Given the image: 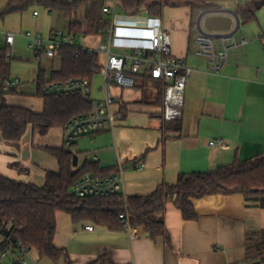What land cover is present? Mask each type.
I'll return each instance as SVG.
<instances>
[{
  "label": "crops",
  "instance_id": "crops-1",
  "mask_svg": "<svg viewBox=\"0 0 264 264\" xmlns=\"http://www.w3.org/2000/svg\"><path fill=\"white\" fill-rule=\"evenodd\" d=\"M255 1L210 0L212 7L229 10L228 5L236 3L235 12ZM7 4L8 1L1 0L0 11ZM166 9L167 19L165 22L160 19L172 37V54L192 69L185 91L183 118L175 122L163 120V107L157 103L158 91L152 82L145 84L143 79L136 89L114 87L113 109L119 114L114 128L82 137L67 148L63 141L65 127L52 128L45 136L29 129L19 146L7 144L0 132V175L43 187L47 172H59L58 161L46 149L65 148L78 156V167L90 162L105 171L123 170L125 197L148 196L162 184L175 185L181 174L206 173L236 160L249 161L261 156L264 153V7L255 8L254 20L241 21L237 38L247 39L249 44L230 50L220 75L212 71L207 59L195 55L191 9ZM29 11L15 13L21 16L16 19L10 15L0 17V50L8 48L13 60L33 54L40 61L44 55L42 48L31 49V41L25 37L30 32L23 31ZM42 11L48 16L52 14ZM40 15L35 10L31 16ZM9 34L15 36L13 45L7 43ZM99 61L103 72L104 58L99 56ZM12 73V80L19 84L14 86L17 94L6 96V104L42 113L44 100L37 94L39 72L33 74L31 82H23V73L16 70ZM90 84L91 99L101 100L102 88V97L95 98ZM148 88H152L151 96ZM123 103L127 107L125 113L120 106ZM177 124L181 127L179 132L173 129ZM213 141H223L224 146H210ZM142 163L145 168L139 170L137 165ZM193 204L196 220H185L176 206H167L165 223L171 246L163 238L153 241L137 228L111 231L90 221L74 223L63 212L57 213L54 244L67 250L73 264H90L104 255L116 264H245L247 234L264 232V198L213 195L194 200ZM88 226L94 230L88 231ZM31 256L32 264H66L64 259L58 263L41 259L36 250ZM0 264L13 263L5 260Z\"/></svg>",
  "mask_w": 264,
  "mask_h": 264
},
{
  "label": "trees",
  "instance_id": "trees-1",
  "mask_svg": "<svg viewBox=\"0 0 264 264\" xmlns=\"http://www.w3.org/2000/svg\"><path fill=\"white\" fill-rule=\"evenodd\" d=\"M1 1V0H0ZM0 17L25 13L39 8L50 13H60L69 21V33L75 37L101 34L107 21L103 14L105 0H7ZM120 8L127 14L146 11L161 18L167 7H188L192 15L196 10L211 8L210 0H119ZM240 20L247 23L255 19L254 3L239 7ZM53 60L59 67L50 72L40 69L38 96L44 100L42 113L11 107L6 104L7 95L17 94L11 85L12 60L8 48L0 50V132L7 144L19 146L29 129L42 136L52 128L65 127L75 117L92 111L93 103L77 95H45L48 82H66L83 79L92 82L101 73L98 55H91L79 44L63 45L56 49ZM152 82L158 91L157 103L163 107L165 87ZM126 112V104H121ZM167 129V126H165ZM181 130L180 125L173 127ZM59 165V172H47L43 187L14 181L0 175V231L12 241H21L35 249L41 259L58 263L64 259L73 264L68 252L54 244L57 233V213L69 215L74 223L90 221L111 231L123 230L126 226L139 229L153 241L163 238L171 246V237L165 223L167 206L173 204L185 220H196L198 215L193 201L213 195L240 194L246 198H264V153L249 161L236 160L231 165L206 173L181 174L175 185L162 184L148 196L114 194L105 198H80L74 186L86 175L110 176L116 171H105L97 163L87 162L74 166V153L65 148H47ZM126 215L120 219L119 215ZM17 264V263H15ZM90 264H116L108 255ZM245 264H264V232L250 231L247 234Z\"/></svg>",
  "mask_w": 264,
  "mask_h": 264
},
{
  "label": "built area",
  "instance_id": "built-area-1",
  "mask_svg": "<svg viewBox=\"0 0 264 264\" xmlns=\"http://www.w3.org/2000/svg\"><path fill=\"white\" fill-rule=\"evenodd\" d=\"M103 14L107 25L101 34L96 48L83 47L91 55L104 58L103 98L91 99V84L83 79H70L66 82H49L45 95H77L92 101V111L75 117L64 128L63 141L71 145L76 140L91 136L104 128H114L119 114L113 109L116 97L113 88L136 89L141 81L151 78L164 85L163 120L180 121L184 114V101L187 82L192 69L183 59L172 54V37L167 33L159 17L149 15L146 11L139 14H127L120 8L119 0H105ZM36 15L38 13H35ZM211 17H228L231 26L228 30H208L205 22ZM241 20L235 11L223 7H211L200 10L192 29L197 48L195 55L209 61L212 71L220 75L227 64L230 50L246 46L249 40L237 38ZM25 37L31 41V49L43 53L50 59L55 58V51L63 45L79 44L83 36L75 37L53 30L48 38L40 34L26 32ZM91 37V36H89ZM15 36L9 34L7 43L13 45ZM80 45V44H79ZM19 81H12L16 86ZM210 146H224L223 141H213ZM142 170L145 164H138ZM75 194L80 198H105L124 193L123 170L110 176L99 177L86 175L74 186ZM126 219V215H119ZM133 231L130 226H126ZM93 231V226L87 227ZM32 249L21 241H12L0 231V261L9 260L13 264H30L34 262Z\"/></svg>",
  "mask_w": 264,
  "mask_h": 264
},
{
  "label": "rangeland",
  "instance_id": "rangeland-1",
  "mask_svg": "<svg viewBox=\"0 0 264 264\" xmlns=\"http://www.w3.org/2000/svg\"><path fill=\"white\" fill-rule=\"evenodd\" d=\"M5 2L7 0H4ZM230 10H235L236 9V3L233 4H229L228 5ZM37 10L38 12L41 13L39 18H32V12ZM169 10L166 9L163 11L162 15H161V19L165 22V20L167 19V12ZM31 13V15L29 14ZM26 16L25 19V28L23 29V31H30L32 33L38 32L41 35H43L44 37H47L49 35L50 30H56L58 32H62L64 34H68L69 33V21L68 19H66L62 14L60 13H53L50 14V16H48L47 14H44L43 11L39 8H32ZM14 17L19 18L21 17L19 14H14V15H10V18ZM100 38L97 36H91V37H86L83 38L82 40H78L79 44L84 46V47H93L96 48L98 43H99ZM31 53H33L31 51ZM54 64V65H53ZM59 60H53L48 58L47 56L42 54L41 60L38 61L35 59V57L30 56L28 58H14L13 60V64H12V71L16 70L18 72H20L22 74V80L23 82H31V78L32 76H34L33 74H37V72H39V69L42 68L44 70H46V81L50 80V72L53 69H57L59 67ZM103 64V63H101ZM13 74V73H12ZM20 77V76H19ZM26 80V81H25ZM92 86H93V97L95 98H101L102 97V93L101 92V88H103L104 86V74L103 72L97 74L92 81ZM115 88H113L114 90ZM147 93L149 94V96L152 95V88H148L147 89ZM47 139V138H46ZM66 148L68 147L67 144H65ZM50 157V156H49ZM33 253H35V250H32ZM7 262H10L9 260H7ZM32 264V263H31Z\"/></svg>",
  "mask_w": 264,
  "mask_h": 264
},
{
  "label": "water",
  "instance_id": "water-1",
  "mask_svg": "<svg viewBox=\"0 0 264 264\" xmlns=\"http://www.w3.org/2000/svg\"><path fill=\"white\" fill-rule=\"evenodd\" d=\"M254 6L257 10L264 7V0H256ZM200 10H196L193 14V22H195ZM231 26V19L228 17H211L206 20L205 27L208 30H228ZM74 166H78V156L74 155Z\"/></svg>",
  "mask_w": 264,
  "mask_h": 264
}]
</instances>
